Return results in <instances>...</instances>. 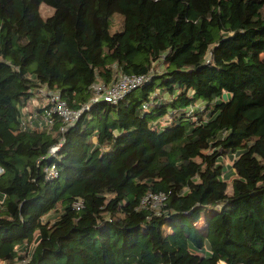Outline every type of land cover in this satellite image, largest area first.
<instances>
[{
	"label": "trees",
	"instance_id": "obj_1",
	"mask_svg": "<svg viewBox=\"0 0 264 264\" xmlns=\"http://www.w3.org/2000/svg\"><path fill=\"white\" fill-rule=\"evenodd\" d=\"M0 168V264H264V0H0Z\"/></svg>",
	"mask_w": 264,
	"mask_h": 264
},
{
	"label": "built area",
	"instance_id": "obj_2",
	"mask_svg": "<svg viewBox=\"0 0 264 264\" xmlns=\"http://www.w3.org/2000/svg\"><path fill=\"white\" fill-rule=\"evenodd\" d=\"M148 79L149 78L145 75L121 74L113 83L109 85L103 83L94 84L93 85L94 95L92 99L79 111L72 110L67 105L66 101L61 98L59 92L42 91L41 94L44 96L45 104L47 106L44 113L39 116L32 115L28 118L24 113V116L22 118V124L24 126H28L27 124H29L31 127H33L35 124L34 122H32V120L35 119L37 127L50 128L53 124V118L56 115L62 119L65 125H71L77 120L81 112H84L85 110H88L90 108V105L95 104L99 101H108L111 103H117L120 100H122L124 97H126L131 91L137 89L138 87L146 83ZM59 148L60 145L54 146L51 149L48 158L52 159L54 156H56ZM2 172L3 169L0 168V174ZM45 172L47 173V176L50 179L57 178L58 176L57 167L54 163H51L49 166H47ZM166 199L167 196L163 193L149 194L143 198L142 204L143 206L149 205L156 211H159L161 207L164 205ZM76 206L79 208L80 202H77Z\"/></svg>",
	"mask_w": 264,
	"mask_h": 264
},
{
	"label": "rangeland",
	"instance_id": "obj_3",
	"mask_svg": "<svg viewBox=\"0 0 264 264\" xmlns=\"http://www.w3.org/2000/svg\"><path fill=\"white\" fill-rule=\"evenodd\" d=\"M41 12H42V14H43V16H49L51 13H52V9L49 7V6H47V5H45V4H43V5H41ZM119 16H115L114 17V22H115V25L117 26L118 25V20H119V18H118ZM38 95H34L33 97H32V99H31V101H30V104L24 109V112H25V114H26V117L28 118V117H30V116H32V114H33V111H35L36 110V108H40L41 106H43L44 105V103H45V98H44V96L40 93V97L38 98L37 97ZM39 99H42V102H43V104L39 101ZM202 105V103H200V106ZM223 163H224V165L226 166V165H230L231 164V159H229L228 157H226L224 160H223ZM229 192H230V190H229ZM158 212V211H157ZM54 216L55 215H52L51 216V218H54ZM199 224H200V222H199ZM161 230H162V232H167L169 229H168V227L167 226H162L161 227Z\"/></svg>",
	"mask_w": 264,
	"mask_h": 264
},
{
	"label": "water",
	"instance_id": "obj_4",
	"mask_svg": "<svg viewBox=\"0 0 264 264\" xmlns=\"http://www.w3.org/2000/svg\"><path fill=\"white\" fill-rule=\"evenodd\" d=\"M230 97H231V95L229 93H226V94L223 95L224 100H227Z\"/></svg>",
	"mask_w": 264,
	"mask_h": 264
},
{
	"label": "crops",
	"instance_id": "obj_5",
	"mask_svg": "<svg viewBox=\"0 0 264 264\" xmlns=\"http://www.w3.org/2000/svg\"><path fill=\"white\" fill-rule=\"evenodd\" d=\"M37 97L39 98L40 95H38ZM39 101L43 104L42 99H39ZM41 107H42V106H41ZM168 231H170V230H168Z\"/></svg>",
	"mask_w": 264,
	"mask_h": 264
}]
</instances>
